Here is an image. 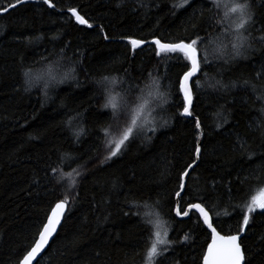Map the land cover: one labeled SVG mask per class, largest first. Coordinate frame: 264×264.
<instances>
[{"label": "trees", "instance_id": "obj_1", "mask_svg": "<svg viewBox=\"0 0 264 264\" xmlns=\"http://www.w3.org/2000/svg\"><path fill=\"white\" fill-rule=\"evenodd\" d=\"M35 1L0 15V264H16L50 206L65 197L67 213L39 264H151L147 249L158 224L170 247L157 264H201L206 230L171 211L178 177L194 160L195 120L201 159L185 201L203 197L218 228L235 233L239 206L264 187V100L257 99L264 91V0H251L254 23L237 56L234 38L221 35L224 14L210 0L184 7L183 0H50L53 9ZM15 2L0 0V11ZM70 8L93 26L77 24ZM197 34L208 60L191 82L187 119L179 115L177 83L186 62L157 57L151 40ZM127 37L147 45L133 52ZM44 69L55 74L50 83L25 82L26 71L33 81ZM111 93L147 101L150 115L105 161L112 135L100 130L111 120L104 107ZM119 121L122 129L127 117ZM242 242L246 264H264V213L252 214Z\"/></svg>", "mask_w": 264, "mask_h": 264}, {"label": "snow or ice", "instance_id": "obj_2", "mask_svg": "<svg viewBox=\"0 0 264 264\" xmlns=\"http://www.w3.org/2000/svg\"><path fill=\"white\" fill-rule=\"evenodd\" d=\"M26 2L27 0H17V3L4 6L2 10L3 12H7L9 11V7L14 9L19 3ZM187 2L188 0H183V3L178 6L184 7ZM43 3L49 8L55 7L54 4L50 3V0H43ZM214 6L217 9L222 8L224 10V17L220 21V25L225 31L221 35L224 38H234V42H231L232 55H240V50L245 47L251 35L249 26L254 23L251 0H214ZM173 7H177V5H173ZM69 11L71 15L75 17L77 24L88 28L93 26L83 16L79 15L75 8H70ZM193 27L195 28L196 25L193 24ZM104 39H108V36L105 35ZM126 39L127 43L132 46L133 52L146 43V41L136 38L127 37ZM217 39H220V37L218 36ZM260 39L264 40V36L260 37ZM201 43L202 40L198 34L196 38L189 40L176 39L172 41H162L159 38L151 40V44L155 45L154 52L157 57H162L166 60L174 59L186 62L185 71H183L182 76L177 81L179 93L182 95L184 101L182 106L183 110L180 111L179 115L184 117L193 116V112L190 110L192 105L190 81L201 71L202 63H207L208 60L206 55L203 57L201 56ZM24 76L25 82L31 86V73L26 71ZM52 79H55L54 75ZM261 79L264 80V77H261ZM108 80L109 78L105 76L101 83L106 85ZM245 83L247 84L248 82L246 81ZM151 87L158 88V85L154 83ZM256 87L255 84L252 85L253 91L256 90ZM147 95L150 96L151 92L149 91ZM257 99L264 100V91L261 92V95L258 96ZM143 106H147L146 102L141 104L139 97H137L135 102L130 101L127 98V93L119 98L117 95L113 94L106 95L104 107L112 109V116L110 122L100 130L103 132L104 137L106 138L112 135L111 129L113 121L119 122L122 116H126L127 122L122 129L117 131L116 135L118 138L113 137V139L106 141V146L110 151L105 155V161L116 157L118 153H121V149L126 145V142L129 141L130 138H134L140 122V116L135 114V110L137 107ZM261 112H264V107L261 108ZM75 119H77V117L67 119L65 124L71 129L73 120ZM195 127L198 131L196 134L197 142L194 145L192 153L194 160L185 166L178 177L177 190L174 192L175 203L171 211L174 212L176 217L181 218V220L195 217L200 227L206 230L205 236L208 242L206 244V249L202 253L201 264H246V250L243 246L242 237L244 236L245 229H247L252 220V214L257 210L264 213V187H258L255 192L250 195V198L239 206L243 215L240 217L241 222L235 233H223V231L218 228V224L214 221L212 215H210V210L206 206L203 197L196 200L190 199L185 201L184 198L189 196L186 190L185 178L189 177L190 171L197 166V162L201 159V145L199 140L203 133L199 131L201 129L199 119L195 120ZM150 130L155 131V128ZM82 134V129L77 128L74 131V135L77 138ZM241 148H244L243 144H241ZM248 158L251 159L252 154H248ZM73 184H75V181H73ZM67 205L68 199L65 197L64 199L55 201L53 205L50 206L45 219L37 227L32 243L18 254L16 264H33L34 261H36V264H39L37 257L45 251L50 241H52V238L57 234L62 219L64 218ZM187 239L188 237L185 236V240ZM168 247H170V242L161 239V235L158 231L152 233L147 249V259L151 264H157V259L164 255Z\"/></svg>", "mask_w": 264, "mask_h": 264}, {"label": "rangeland", "instance_id": "obj_3", "mask_svg": "<svg viewBox=\"0 0 264 264\" xmlns=\"http://www.w3.org/2000/svg\"><path fill=\"white\" fill-rule=\"evenodd\" d=\"M210 1H212L214 3V0H210ZM219 10L224 14V10L222 8L219 9ZM225 23H227V22H225ZM52 71H54V70H52ZM38 73L39 74H36L35 77H34V79H33V81H32V84H31V87L32 88L35 87V85L37 84V81L39 80V78H42V79L46 80V82L49 81L47 83H50L52 81V76L55 75L54 73H52L51 71H49V69L41 70V72L39 71ZM111 89H112V86L110 87V84H109L108 85L107 92L109 90H111ZM142 102H141V104H143ZM146 103H147V101H146ZM135 114H137V115L140 116V122H139L138 128H144V127L146 128V124L148 123V119H149V115H150V111L147 108V106L137 107L136 110H135ZM119 123H120V121L117 124H115V126L113 127V129L111 131L112 132V139H113V137L118 138V136L116 134H117V131L119 130V125H118ZM122 126H124V125H122ZM113 147H114V145H113ZM257 211H259V210H257ZM156 231H158L160 233L161 239H164V240L167 241V230H166V228L163 225L158 224L155 227V231L154 232H156Z\"/></svg>", "mask_w": 264, "mask_h": 264}, {"label": "water", "instance_id": "obj_4", "mask_svg": "<svg viewBox=\"0 0 264 264\" xmlns=\"http://www.w3.org/2000/svg\"><path fill=\"white\" fill-rule=\"evenodd\" d=\"M43 2V1H42ZM15 3H17V2H15ZM26 3H36V1L35 0H27V2ZM26 3H19L18 4V6H20V5H22V4H26ZM46 5V4H45ZM17 6V7H18ZM15 9V8H14ZM51 9H53V8H51ZM11 10H13V8H10L9 7V11H11ZM9 11H7V12H3V10H1L0 11V15H4V14H6V13H8ZM69 13H70V15H71V12L69 11ZM72 16V15H71ZM73 17V16H72ZM74 19H75V17H73ZM147 45V43H144L140 48H142V47H144V46H146ZM198 75V74H197ZM196 77V76H195ZM195 77H193L192 78V80L195 78ZM191 82L192 81H190V87H191ZM192 91V90H191ZM192 106V105H191ZM185 118H187V119H189L190 117H185ZM199 162V161H198ZM198 162H197V164H198ZM191 172V171H190ZM187 178L188 177H186L185 178V183H186V181H187ZM67 210H68V205L66 206V209H65V213H64V217H65V215H66V213H67ZM175 215V214H174ZM176 217V216H175ZM178 220H181V218H179V217H176ZM188 218H184L183 220H187ZM63 220H64V218L62 219V222H61V225H62V223H63ZM182 221V220H181ZM61 227V226H60ZM60 229V228H59ZM59 229H58V231H59ZM58 231H57V233H58ZM57 235V234H56ZM55 235V236H56ZM55 236L52 238V241H53V239L55 238ZM52 241H50V243L52 242ZM50 245V244H49ZM48 248V247H47ZM46 248V249H47ZM46 249H45V251H46ZM45 251L44 252H42L41 253V255L39 256V257H37V260H39L41 257H42V255L45 253ZM36 263V261H34L33 262V264H35Z\"/></svg>", "mask_w": 264, "mask_h": 264}]
</instances>
